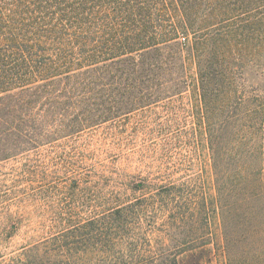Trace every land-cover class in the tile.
I'll use <instances>...</instances> for the list:
<instances>
[{"label":"trees","instance_id":"obj_1","mask_svg":"<svg viewBox=\"0 0 264 264\" xmlns=\"http://www.w3.org/2000/svg\"><path fill=\"white\" fill-rule=\"evenodd\" d=\"M187 90L217 193L202 176L170 179L156 196L163 234L137 232L139 207L119 204L61 219L13 264H239L233 208L264 186V0H0L5 158ZM202 227L203 248L177 246Z\"/></svg>","mask_w":264,"mask_h":264},{"label":"rangeland","instance_id":"obj_2","mask_svg":"<svg viewBox=\"0 0 264 264\" xmlns=\"http://www.w3.org/2000/svg\"><path fill=\"white\" fill-rule=\"evenodd\" d=\"M193 98L187 90L78 135L49 139L9 158L0 153V264H13L25 248L55 232L61 219L86 220L119 204L139 207L137 232L163 234L167 215L156 211V196L170 179L202 176L204 191L216 194L201 127L194 137ZM246 198L233 208L236 254L239 264H264V186ZM218 208L212 232L220 251L224 227L221 205ZM182 230L192 234L189 226ZM183 236L178 237V247L189 246L194 252L203 248V227L197 239L184 241Z\"/></svg>","mask_w":264,"mask_h":264}]
</instances>
